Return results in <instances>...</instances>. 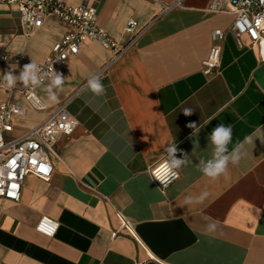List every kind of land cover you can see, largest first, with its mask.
<instances>
[{
	"label": "crops",
	"instance_id": "0c3cea01",
	"mask_svg": "<svg viewBox=\"0 0 264 264\" xmlns=\"http://www.w3.org/2000/svg\"><path fill=\"white\" fill-rule=\"evenodd\" d=\"M213 1L66 0L88 2L121 47L131 39L130 20L147 28L118 58L98 41L85 42L55 69L65 78L56 101L35 88L46 109L32 106L22 83L15 91L0 88V103L22 111L7 138L34 128L66 100L78 121L56 144L59 158H52L49 180L28 175L19 201L0 197V263L264 264V143L257 138L247 145V155L215 181L196 167L211 158L208 136L220 123L232 125L230 151L258 129L264 134V46L245 36L237 42L229 30L234 16L206 10ZM69 30L49 14L26 38L17 7L0 6L2 47L25 57L16 75L31 59L43 62ZM215 30L221 40L213 39ZM216 45L219 67L206 74L202 61ZM11 64L2 62L1 72ZM93 75L103 95L88 88ZM185 108L192 114L184 115ZM171 142L190 162L162 191L149 171L166 158ZM42 217L59 223L53 237L36 230Z\"/></svg>",
	"mask_w": 264,
	"mask_h": 264
},
{
	"label": "built area",
	"instance_id": "2783aa9c",
	"mask_svg": "<svg viewBox=\"0 0 264 264\" xmlns=\"http://www.w3.org/2000/svg\"><path fill=\"white\" fill-rule=\"evenodd\" d=\"M1 5L17 7L23 35L26 38L43 25L49 14L57 16L69 25L70 30L55 43L45 60L38 63L45 71L52 68L55 70L58 66L64 65L70 56L79 53L82 45L87 41L100 42L104 47L111 49L115 58H118L123 49L133 43L147 28V26L139 28L135 20H130L125 31L131 34V39L121 47L98 23L96 10L88 2L80 6H71L66 0H0ZM165 9L167 10L168 7ZM206 10L211 13H229L234 16L229 30L237 42L245 36L252 46H264V0H214ZM212 35L217 41L223 38L220 30L213 31ZM220 57L221 48L217 45L213 46L208 56L202 61L203 71L206 74L216 71L220 64ZM9 60L17 64L25 61V57L7 53L0 39V64ZM0 88L4 87L0 86ZM35 88L27 86L21 93L35 109H46L37 97ZM67 105L68 100L61 102L40 124L19 137L7 138L6 134L13 131L14 117L21 115L22 111L11 102L0 103L1 198L19 201L23 182L28 175H34L42 180L50 179L54 171L52 158H59L56 150L57 142L62 137L71 136L78 126L77 119L68 112ZM161 161L153 165L149 172L158 187L165 191L179 179L180 174L176 170V176L162 185L151 174ZM103 199L108 201L107 196H103ZM122 226L129 228L127 221L123 218ZM58 227L57 221L50 217H42L37 223L36 230L47 237H53Z\"/></svg>",
	"mask_w": 264,
	"mask_h": 264
},
{
	"label": "clouds",
	"instance_id": "9594fccd",
	"mask_svg": "<svg viewBox=\"0 0 264 264\" xmlns=\"http://www.w3.org/2000/svg\"><path fill=\"white\" fill-rule=\"evenodd\" d=\"M7 59V57L5 58ZM16 64H11L8 71L0 72V86L7 87L9 89L15 87L17 83H22L24 86L42 87L43 91L47 93L48 98L51 101H56L57 93L62 91L65 83L63 75L53 68L45 71L36 61L31 59L29 64L24 65L19 75L14 74ZM47 80V84L44 81ZM90 91L97 95H103L105 92L104 85L98 76H91L87 81ZM192 109L185 108L184 115H191ZM189 128L196 129L197 125L190 123ZM259 129L244 137L242 141H238L231 151L229 150V144L232 143V125L231 124H218L208 136L209 144L212 146L211 158L200 159L196 167L204 176L215 181L222 175L227 174L230 165H237L247 155V145H255L254 142L257 138L264 143V134H260ZM180 151L182 158H177V152ZM166 158L163 159L155 170L151 173L155 180H158L162 185L170 182V180L176 176V170L185 166L190 162V158L183 150H179L174 142L169 143L165 147ZM204 193L199 197V200H203ZM192 198H189L186 202H191ZM215 227L214 224H209V230Z\"/></svg>",
	"mask_w": 264,
	"mask_h": 264
},
{
	"label": "water",
	"instance_id": "95a60500",
	"mask_svg": "<svg viewBox=\"0 0 264 264\" xmlns=\"http://www.w3.org/2000/svg\"><path fill=\"white\" fill-rule=\"evenodd\" d=\"M149 264H155V263H149Z\"/></svg>",
	"mask_w": 264,
	"mask_h": 264
}]
</instances>
